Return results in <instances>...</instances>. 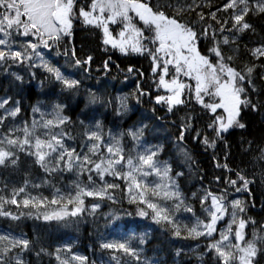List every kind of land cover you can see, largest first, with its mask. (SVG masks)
I'll return each instance as SVG.
<instances>
[{
  "label": "trees",
  "instance_id": "16d2710c",
  "mask_svg": "<svg viewBox=\"0 0 264 264\" xmlns=\"http://www.w3.org/2000/svg\"><path fill=\"white\" fill-rule=\"evenodd\" d=\"M229 2L149 0L154 10L159 6L166 15L174 16L197 33V47L202 55L215 63L219 58L211 49L218 47L225 63L245 76L241 82L245 88L242 98L247 97L256 107L242 105L238 119L245 127L234 126L219 137L214 127H210L219 113L214 114L199 105L191 91L185 92L184 102L171 107V111L165 103H157L156 98L163 96V91L158 86L157 74L153 73L151 57L147 53L123 55L105 46L100 30L85 25L80 18L73 20L70 36L49 41L50 46L44 52L54 56L50 59L52 68L65 79L78 82L75 88H66L53 73L40 71L25 60H8L0 66V101L8 100L4 105L7 113L0 108V117L4 119L0 123L1 132L13 129L18 138L24 127L31 130L36 121L35 135L47 139L44 133H67L63 137L67 148L87 152L94 141L86 139L85 129L97 131L95 124L99 122L103 155L105 145L116 143L110 139L111 134L119 141L125 157L155 151L158 165L170 169L167 180L175 181L174 188L183 201L174 217L181 225L193 226L197 219L209 222L206 209L211 207V199L204 200V197L211 193L222 198L226 212L217 222L216 231L211 236L185 238L187 233L182 229L181 237H176L170 225L157 224L151 216L138 215V210L145 206L131 202L127 181L106 175L105 182L119 186L108 190L112 199L85 197L84 210L75 217L44 221L37 217L57 209L58 205L47 204L36 209L22 204L19 207L4 204L3 210L18 219L0 216V236L8 237L0 241L3 264H16V257L23 264H61L69 255L83 257L82 264H222L210 245L221 240L220 234L232 222L234 211L237 223L232 225L229 241L223 242L222 247L229 242L237 243L234 232L239 220L244 219L247 222L243 230L245 241L255 239L258 249L253 264H264V56L253 55L255 49L264 48V13L258 10L261 0H247L249 11L244 22L250 28L240 31L239 26H235L234 16L245 5L225 8ZM89 3L90 0H78L79 5ZM133 22L143 27L137 18ZM120 27L112 26L111 33L115 35ZM145 35L151 33L145 32ZM225 37L227 44L223 43ZM12 39L14 51H23L21 43L35 42L33 37L15 34ZM144 43L153 47L147 40ZM249 67L254 69L251 74L247 72ZM17 76L22 79H16ZM57 105L63 106L61 115L68 117V122L50 129L39 128V122L43 124L55 117ZM17 106L18 114L8 115ZM133 133L138 138H134ZM206 138L208 144L204 142ZM30 139L34 141V137ZM17 149L13 157H18L16 165L10 162L0 165V197L11 199L13 190L23 187L26 180L30 183L25 192L16 197L18 201L32 196L51 200L56 189L64 195L74 194L72 185L77 179L74 172L49 175L35 162L36 158L28 154L32 151L28 145L25 151ZM92 159L98 162L97 156ZM93 176L97 186H101L103 182ZM154 176L146 179L153 181ZM240 176L250 181L247 190H243ZM80 179L86 182L87 176ZM231 181L236 183L233 185ZM35 184L41 186L33 187ZM238 188L241 190L237 191ZM235 201L242 202L243 211L232 207ZM178 202L172 200L167 205L171 207ZM93 205L99 207L93 210ZM185 206L191 207L192 212L185 211ZM72 207L69 205V210ZM198 230L205 231L202 227ZM14 239H27L29 247H12ZM104 243H123L137 256L119 248H103ZM5 247L11 249L6 255L2 251Z\"/></svg>",
  "mask_w": 264,
  "mask_h": 264
},
{
  "label": "snow or ice",
  "instance_id": "6c2138e0",
  "mask_svg": "<svg viewBox=\"0 0 264 264\" xmlns=\"http://www.w3.org/2000/svg\"><path fill=\"white\" fill-rule=\"evenodd\" d=\"M238 4H243L245 7L241 9L239 14L234 16V21L235 26H239V30L243 31L250 28V25L244 22V17L249 11L247 0H230L225 8H235ZM258 10L264 13V0L259 3ZM130 13H134V16ZM77 18H82L83 23L86 25L102 28L105 44H111L112 47L119 48L123 53L129 51L138 54L147 53L151 57L153 73H160L158 85L171 93L169 96H158L156 102L167 103L169 111H171V106L184 102L182 97L185 90L194 91L197 102L212 113H217L218 109L222 110L220 114L216 115L213 125H210V127H214L217 137L234 126L245 127L238 119L241 106L251 105L253 109L256 107V105L251 104L247 97L242 98L245 88L241 82L245 80V76L225 63V58L218 47L211 49L215 56L219 58L217 62L214 63L208 57L202 55L197 47V33L190 26L178 21L174 16L166 15L163 10H160L159 6L154 10L149 4V0H90V3L86 6L79 5L78 0H0V46H4L0 48V66H3L8 60H31L32 56L28 52L29 49L31 53L40 56L37 51L39 47L48 48L50 46L49 41L56 42L62 36L71 35L73 20ZM134 18H138V22L142 23L143 27H138L137 23L133 22ZM117 23L122 24L123 28L118 33L119 39H114L109 31V24ZM145 32H149L151 35L146 36ZM13 34L33 37L35 42L28 40L20 44L23 51H14L12 47L15 43L12 39ZM145 40L153 47H148L144 43ZM223 43H229L227 37L224 38ZM253 55L264 56V48L255 49ZM227 59L232 58L228 57ZM45 67L66 88L72 89L77 86V81L65 79L57 69L47 65ZM170 69L172 70L171 76H169ZM253 70L249 67L247 72L251 74ZM182 78L195 81L194 86L185 83ZM16 79L20 80L22 78L17 76ZM249 83H251L250 80ZM205 96L214 97L215 102L205 103ZM6 103V100L0 101V108H3ZM62 107L57 105L55 117L45 120L40 126L44 129H50L67 123L68 117L61 115ZM19 111L20 109L17 107L8 115L15 117ZM33 111L39 110L33 109ZM2 122L3 117H0V123ZM36 127L37 122L33 121L31 130L27 126L22 129L24 133L22 140L5 136L0 139V144L6 143L9 146L19 147L21 151H25L26 145L31 146L34 151L28 154L33 155L36 158L35 162L49 175L61 171L74 172L77 177L72 185L74 194L69 192L64 195L60 192V189H56L51 200H48L47 197L37 198L32 196L18 201L16 197L25 192V188L30 183L26 180L23 187L13 190L11 199L6 200L0 197V216H12L10 212L3 210V205L10 203L17 205V207L22 204L23 207L36 209L47 207V204L58 205L57 209L44 212L37 217L42 218L44 221L63 220L68 216L75 217L84 210L85 197L103 199L107 196L108 199H112V196L108 194V190L119 186L105 182L106 175L127 181V191L131 202L145 205L144 208L138 210V215L148 217L151 214V218L155 223L170 225L176 237H181L182 229L187 233L185 238H197L202 235L211 236L216 231L217 222L223 218L226 212L222 198L208 193L204 200L209 197L211 199V207L206 209L209 212L210 221L205 223L197 219L193 226L178 223L174 217L175 213L180 211L183 201L180 200L179 191L172 188L175 181H171V184L164 182L169 179L170 169L166 165L162 167L158 165L154 159L157 154L155 151L146 150V154L125 157L119 141L111 134L110 139L116 141V143L105 145L108 155L103 156L100 149L104 141L99 122L95 124L97 131H88L87 127L85 129L86 139L94 141V143L88 146L87 153L83 155L77 153L75 149H69L65 146L63 137L67 133H44L48 138L42 139L39 135H35L34 130ZM133 136L138 138L135 133H133ZM31 137H34V144L30 139ZM204 142L209 143L207 138ZM212 143L214 144V141ZM14 156V152L0 147V165H5L6 162L16 165L18 157L13 158ZM93 156L98 157V162L92 159ZM118 165H126L128 170L124 172L122 169L117 168ZM93 174L103 182L101 186H97ZM153 174L159 177L160 182L146 179ZM85 175L87 176L86 182L80 179L81 176ZM239 179L243 181V190H247L250 181L243 176H240ZM45 183H48V181H45ZM231 183L234 185L236 181H231ZM32 186L40 187L41 185L35 184ZM240 190L241 188L237 189V191ZM169 200L179 202L171 207L159 202ZM241 204V201H235L232 207L243 211ZM69 205L73 206L71 210H69ZM97 207L99 205H93V210ZM184 210L192 212L191 207L185 206ZM28 215H31V213H28ZM232 216V222L228 225L227 230L220 234L221 240L211 244L210 249L215 250L222 260V264H253L258 249L255 239L245 241L243 230L247 222L244 219L239 220L237 230L234 232L237 243L232 244L229 242L222 247L223 242L229 241V236L232 234V225L237 223L235 211ZM12 218L18 219L16 216H12ZM201 227L205 231L198 230ZM7 239L6 236H0V241ZM29 243L27 239H14L11 246H22L27 249ZM102 247L119 248L130 255L137 256L134 250L123 243H104ZM232 249H235V251H232ZM10 250L8 247L2 249L5 255ZM76 259L83 260L84 258L76 257ZM15 261L16 264H23L19 257H16ZM0 264H3V256H0ZM61 264H67V261H62Z\"/></svg>",
  "mask_w": 264,
  "mask_h": 264
},
{
  "label": "rangeland",
  "instance_id": "374dc122",
  "mask_svg": "<svg viewBox=\"0 0 264 264\" xmlns=\"http://www.w3.org/2000/svg\"><path fill=\"white\" fill-rule=\"evenodd\" d=\"M131 14H133L134 15V13H131ZM81 20H82V18H80ZM138 19V18H137ZM83 21V20H82ZM86 25V24H85ZM114 25H116V24H109V31L111 32V27L112 26H114ZM117 25H121V30H122V28H123V25L122 24H120V23H117ZM88 26H92V25H88ZM93 27H95V26H93ZM96 28H98L99 30H100V32H101V34H102V42H103V44L105 45V46H108V47H111V48H114V47H112V45L111 44H105L104 43V39H105V36H104V32H103V29L102 28H100V27H96ZM120 30V31H121ZM120 31H118L115 35L114 34H112V37L114 38V39H119V36H118V33L120 32ZM114 49H116L117 51H119L120 53H122V54H124V55H126V54H138V53H132V52H128V53H123V52H121L120 50H119V48H114ZM31 50L29 49V52H30ZM37 51L40 53V56H36L35 54H33V53H31V56H32V59L31 60H27V59H25V61L26 62H31V64L34 66V68H37L38 70H40V71H44V70H47V68L45 67V65H47L48 67H51L52 66V63H51V60L50 59H52L54 56L53 55H50V54H44V52H45V48L43 47V46H41V47H39L38 49H37ZM152 60V59H151ZM11 61H13V60H11ZM6 63H4L3 65H5ZM153 64V63H152ZM157 74V76H158V78H157V83H158V80H159V75H160V73L159 72H157L156 73ZM172 75V70L170 69V73H169V76H171ZM182 79H184V82L185 83H188V84H191V85H193L194 86V84H195V81H192V80H189V79H187V78H182ZM159 86V85H158ZM159 88L163 91V96H169V95H171V93L170 92H168L166 89H164L163 87H160L159 86ZM188 90H185V92H187ZM190 92V91H189ZM185 94V93H184ZM191 94H192V97H193V99L197 102V100L195 99V94H194V91H191ZM183 98V97H182ZM6 101L8 102V100L6 99ZM204 101H205V103H213V102H215V98L214 97H211V96H205L204 97ZM162 103H164V102H162ZM199 105H202V104H200L199 102H197ZM166 105H168L167 103H165ZM5 105V104H4ZM179 105V104H178ZM173 106H176V105H173ZM173 106H171V107H173ZM203 106V105H202ZM18 107V106H17ZM168 107H169V105H168ZM16 109V108H15ZM15 109H13V110H15ZM12 110V111H13ZM2 111L4 112V113H7V110L3 107L2 108ZM221 111L222 110H217V113H221ZM9 113V112H8ZM4 120V119H3ZM40 123V122H39ZM38 123V125H39V128H41V126L40 125H42V123H40L39 124ZM9 128V127H8ZM9 131L6 133V131H4V132H1L0 131V139H2L3 137H5V136H8V137H10V138H13V139H16L15 137H16V134H15V131H13V129H8ZM20 140H22L23 138H24V133H22V135L21 136H19L18 137ZM42 139H43V137H41ZM33 144H34V141H33ZM0 147H3V148H5L6 150H10V151H12V152H15L16 150H18L17 148H19V147H11L10 148V146L9 145H7L6 143H4L3 145H0ZM9 148V149H8ZM29 148H31L32 149V151H34V148H32L31 146H29ZM70 149H74V148H70ZM77 153H80L81 155H83V154H85V153H87V152H82V151H76ZM108 154H107V151H106V153L103 155V156H107ZM117 168H119V169H122V170H124V172H126L128 169H127V166L126 165H120V166H117ZM153 176H154V174H153ZM159 179V177H157V176H154V178H153V181H155V182H157V180ZM165 183H169V184H171V182L170 181H168L167 179L164 181ZM172 188H173V190H175V188H174V185H172ZM170 201H172V200H169V201H165L167 204L170 202ZM171 204V203H170ZM169 204V205H170ZM145 206V205H144ZM150 211V210H149ZM149 216H151V214L149 215ZM68 255V254H67ZM76 257H78V256H74V255H69L68 257H67V259H65V261H67V264H82L83 263V260H79V259H76Z\"/></svg>",
  "mask_w": 264,
  "mask_h": 264
},
{
  "label": "water",
  "instance_id": "95a60500",
  "mask_svg": "<svg viewBox=\"0 0 264 264\" xmlns=\"http://www.w3.org/2000/svg\"><path fill=\"white\" fill-rule=\"evenodd\" d=\"M229 131V130H228Z\"/></svg>",
  "mask_w": 264,
  "mask_h": 264
}]
</instances>
